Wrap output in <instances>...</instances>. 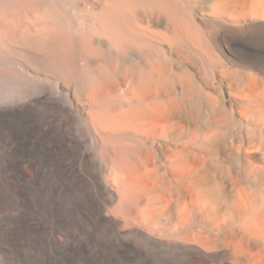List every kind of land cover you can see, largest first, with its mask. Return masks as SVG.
Wrapping results in <instances>:
<instances>
[{
  "label": "bare ground",
  "instance_id": "bare-ground-1",
  "mask_svg": "<svg viewBox=\"0 0 264 264\" xmlns=\"http://www.w3.org/2000/svg\"><path fill=\"white\" fill-rule=\"evenodd\" d=\"M0 139L89 264H264V0H0Z\"/></svg>",
  "mask_w": 264,
  "mask_h": 264
},
{
  "label": "rangeland",
  "instance_id": "rangeland-1",
  "mask_svg": "<svg viewBox=\"0 0 264 264\" xmlns=\"http://www.w3.org/2000/svg\"><path fill=\"white\" fill-rule=\"evenodd\" d=\"M2 160L0 144V180ZM25 171L21 188L8 185L0 189L4 198L0 208V264H89L90 258L104 252L93 246L91 234L78 235L72 242L62 234L51 188L39 187V155L26 160ZM85 253L89 255L84 257ZM126 264L170 263L162 254L151 251Z\"/></svg>",
  "mask_w": 264,
  "mask_h": 264
}]
</instances>
